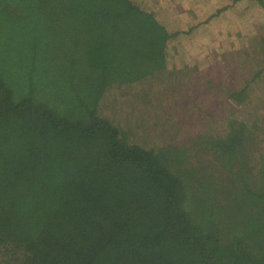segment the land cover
I'll use <instances>...</instances> for the list:
<instances>
[{
    "label": "trees",
    "instance_id": "1",
    "mask_svg": "<svg viewBox=\"0 0 264 264\" xmlns=\"http://www.w3.org/2000/svg\"><path fill=\"white\" fill-rule=\"evenodd\" d=\"M146 3L0 0V264H264V40L223 121L178 145L158 106L154 142L124 110L194 56Z\"/></svg>",
    "mask_w": 264,
    "mask_h": 264
},
{
    "label": "rangeland",
    "instance_id": "2",
    "mask_svg": "<svg viewBox=\"0 0 264 264\" xmlns=\"http://www.w3.org/2000/svg\"><path fill=\"white\" fill-rule=\"evenodd\" d=\"M233 1L148 0L146 3L168 27L181 33L178 42H174L182 45L184 53L173 56L171 65L174 62L179 65L194 56L188 75L174 92L166 96L157 92L153 100L142 96L137 102H129L124 110V119L145 126L153 134L148 138L154 142H161L166 136L167 121L156 116L158 106L163 105L166 115L179 122L171 141L188 146L205 133L209 123L216 126L234 107L235 103L223 89H240L241 58L242 64H246L251 62L253 51L261 53L264 8L250 0L237 4ZM191 26L198 29L189 34ZM146 111H152V119L142 113Z\"/></svg>",
    "mask_w": 264,
    "mask_h": 264
}]
</instances>
